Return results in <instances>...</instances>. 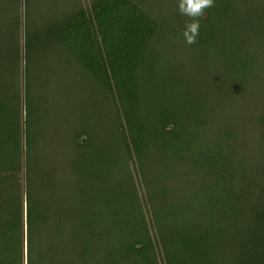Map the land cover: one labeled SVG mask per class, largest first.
Instances as JSON below:
<instances>
[{
    "label": "trees",
    "instance_id": "obj_1",
    "mask_svg": "<svg viewBox=\"0 0 264 264\" xmlns=\"http://www.w3.org/2000/svg\"><path fill=\"white\" fill-rule=\"evenodd\" d=\"M261 3L214 0L192 45L179 0L37 6L28 41L69 63L78 123L46 155L40 95L24 117L0 46V264H264V200L252 225L245 200L264 182L242 156L259 138L264 152L247 94L259 59L241 37L264 29Z\"/></svg>",
    "mask_w": 264,
    "mask_h": 264
},
{
    "label": "rangeland",
    "instance_id": "obj_2",
    "mask_svg": "<svg viewBox=\"0 0 264 264\" xmlns=\"http://www.w3.org/2000/svg\"><path fill=\"white\" fill-rule=\"evenodd\" d=\"M261 2V6H263L261 9L264 12V0H261ZM41 5L46 6V0H0V25L4 26L5 21V33H7V35H2L4 38H0V46L2 47V45H4L5 49L8 48L11 51V54L8 56V58H12L11 61L13 62L11 63L12 69L10 72L15 76L8 75V78L10 77L9 81H14L17 87L21 85L22 91L18 102L20 101L24 117L29 110H32L31 108L35 96L40 95L43 106V112L41 111L43 128L41 136L43 137V142L46 144L45 154L47 155V153L50 154V152L56 150V147L61 148L60 144H63L64 138L69 131H74L75 123H78V119L75 113V102L73 98L70 96H63L69 92L74 93L75 91V84H72L74 74L69 75L64 73V71L67 72L69 63L61 56H57L56 52L46 53L42 49L36 47L32 48L30 41H28L27 32H29L28 30L31 24H33L36 19L39 20V17L41 18L43 15L42 8L37 7ZM36 7L39 9L37 10ZM4 14L5 16L3 17ZM204 16H207V13H205ZM7 20H10L12 23L10 22L9 25L13 24L14 27L12 26L9 28L6 23ZM247 26L248 30L246 28L243 32L241 31V37L245 38V35H247L246 38L250 42L249 47L247 46L246 53L254 54V51L259 59L257 61L259 68H256V71L250 75V79L252 78L253 81L248 86V91L246 90L251 98L257 97L255 100H257L256 103H258L260 109V111L256 110L253 119L249 123V125L252 126L253 123L254 125L260 124V112H264V102H262L264 101V88L262 86L264 85V52L260 53L255 51V48L261 45V41H259L257 37H261L264 33V29H256L252 21H248ZM255 30H258L259 33L255 34ZM253 32L255 35L251 34ZM262 45H264V42H262ZM34 71L40 72V77H38V79L36 78L33 84L31 73H34ZM40 79L45 83L40 85ZM258 81L260 82L259 84ZM17 83L19 85H17ZM32 85L35 86L34 89ZM43 91H45V94ZM258 95H261V97H258ZM33 111L28 113L29 117H31ZM259 139L255 140V145H252V147L251 145L248 146L247 151L243 153L242 156L244 157L246 165L245 173L249 174L248 179L250 180L253 177L254 180L263 184L264 152L260 151L261 146L258 147ZM239 171H242L241 168ZM22 186L23 188L25 186L24 177L22 178ZM254 187L255 190L253 191L248 190L249 188L251 189V187L246 188L247 194L245 200H247L246 202H248V208L250 207V209L257 203V198H260L261 201L264 200V192L261 190L262 188L260 189L261 186ZM139 191L143 194V191L145 192V187L142 186ZM142 202L144 203L145 199L142 200ZM255 207H257V205ZM255 207L246 215L248 222L253 220L252 216L256 212ZM252 224L253 223H251V225ZM235 231L238 232L237 230Z\"/></svg>",
    "mask_w": 264,
    "mask_h": 264
},
{
    "label": "clouds",
    "instance_id": "obj_3",
    "mask_svg": "<svg viewBox=\"0 0 264 264\" xmlns=\"http://www.w3.org/2000/svg\"><path fill=\"white\" fill-rule=\"evenodd\" d=\"M214 6V0H179V11L190 17L185 21L183 37L185 43L192 45L196 43V37L199 34V18L205 15V9Z\"/></svg>",
    "mask_w": 264,
    "mask_h": 264
}]
</instances>
